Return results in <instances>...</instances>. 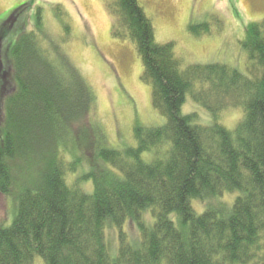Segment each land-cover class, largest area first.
Returning a JSON list of instances; mask_svg holds the SVG:
<instances>
[{"label":"trees","instance_id":"obj_1","mask_svg":"<svg viewBox=\"0 0 264 264\" xmlns=\"http://www.w3.org/2000/svg\"><path fill=\"white\" fill-rule=\"evenodd\" d=\"M107 2L163 121L137 125L136 145L106 147L92 87L40 40H51L43 7L1 46L35 1L14 8L0 32V193L17 210L0 227V264H264V20L246 26L244 67L184 66L139 0ZM228 110L243 114L232 130Z\"/></svg>","mask_w":264,"mask_h":264},{"label":"rangeland","instance_id":"obj_2","mask_svg":"<svg viewBox=\"0 0 264 264\" xmlns=\"http://www.w3.org/2000/svg\"><path fill=\"white\" fill-rule=\"evenodd\" d=\"M25 1L0 0V32L13 9ZM34 1V6L4 37L5 41L2 38L1 46L14 45L24 22L33 28L35 7H43V29L52 41L44 37L40 40L45 46L55 41L65 50L92 87L96 105L91 118L102 131L105 146L136 145L137 125H156L163 119L153 106L151 85L141 79L143 63L136 45L126 34H113L117 17L107 0ZM139 1L153 22L157 42H173L184 66L222 62L244 67L246 54L241 41L246 26L264 20V0ZM204 24H209L210 34H200ZM185 108L205 115L203 108L192 101ZM241 113L228 110L220 116V122L235 129ZM16 210V202L0 193V227L12 224ZM110 238L116 245L114 237ZM34 264L45 261L36 256Z\"/></svg>","mask_w":264,"mask_h":264}]
</instances>
